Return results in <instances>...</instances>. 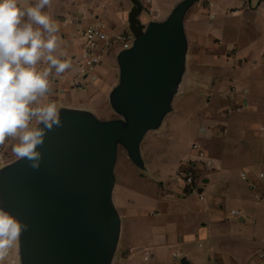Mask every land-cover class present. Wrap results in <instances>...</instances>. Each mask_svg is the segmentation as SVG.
<instances>
[{
    "label": "crops",
    "instance_id": "0c3cea01",
    "mask_svg": "<svg viewBox=\"0 0 264 264\" xmlns=\"http://www.w3.org/2000/svg\"><path fill=\"white\" fill-rule=\"evenodd\" d=\"M181 1L145 0V4L156 13L152 19L161 21ZM85 4V0H52L45 9L58 25L66 57L80 52L75 31L94 14L84 12ZM203 21H208L204 31L191 28V35L203 37L210 49L204 64L189 71L192 108L173 109L189 69L187 48L185 70L165 115L172 116L166 121L164 117L154 129L166 125V131L172 132L186 126L199 141L192 144V153L159 137L142 146L154 130L148 131L140 145L143 167L130 162L152 175L143 177L137 187L128 165L122 163V183L115 175L113 202L124 251L111 264H264L258 257L264 249V178L259 175L264 172V0H196L184 15L186 37H190L188 23ZM119 25L118 32L109 33L114 36L127 29L124 21ZM75 75L71 63L65 79L50 80L52 94L47 99L56 103L59 113L90 81L75 82ZM14 143L0 145V172L18 159L12 152ZM190 168L196 170L198 193L183 192L161 179ZM127 176L129 183L124 182ZM0 208L10 212L1 197ZM232 210L239 215H232ZM0 264H23L21 236Z\"/></svg>",
    "mask_w": 264,
    "mask_h": 264
},
{
    "label": "water",
    "instance_id": "95a60500",
    "mask_svg": "<svg viewBox=\"0 0 264 264\" xmlns=\"http://www.w3.org/2000/svg\"><path fill=\"white\" fill-rule=\"evenodd\" d=\"M182 0L166 19L143 23L131 0L128 26L135 40L118 53L120 82L114 105L123 118L102 120L61 108L62 127L49 131L39 168L16 159L0 172L2 204L29 225L21 235L23 264H110L121 226L110 200L118 146L140 167L141 142L171 110L185 70Z\"/></svg>",
    "mask_w": 264,
    "mask_h": 264
},
{
    "label": "clouds",
    "instance_id": "9594fccd",
    "mask_svg": "<svg viewBox=\"0 0 264 264\" xmlns=\"http://www.w3.org/2000/svg\"><path fill=\"white\" fill-rule=\"evenodd\" d=\"M52 0H0V145L39 168L49 131L62 127L50 77L71 68L59 28L47 14ZM35 122V123H33ZM29 225L0 208V260Z\"/></svg>",
    "mask_w": 264,
    "mask_h": 264
},
{
    "label": "rangeland",
    "instance_id": "374dc122",
    "mask_svg": "<svg viewBox=\"0 0 264 264\" xmlns=\"http://www.w3.org/2000/svg\"><path fill=\"white\" fill-rule=\"evenodd\" d=\"M140 1L142 3V12L140 14L141 21L143 23H148L152 20H157V19H152L156 17V13L153 10L152 13H148L149 7L146 6L145 0H140ZM85 3L87 4H85L84 12H88V13L90 12L91 14L93 10L94 14L93 16L88 17L87 21H84L81 24L85 25L86 23L89 22L102 21L107 26L108 30H110L111 34H115L116 32L119 31L118 30L120 29L119 24L122 21H126V24L128 23V14L131 7L133 6L131 0H85ZM190 16H191V11L187 15L186 21L189 20ZM66 22H69L68 24H75V22L72 20L69 21L66 20ZM207 23L208 21L198 22L197 24H192V25L191 23H188L187 30L190 37L187 35L188 43H189L188 52H187V66H189V69L187 70V73L184 76L185 82L182 84L178 92V95L176 97L173 108L174 110L188 111L189 109L192 108L191 99L189 97L191 96L192 98L193 93L189 94L190 93L189 90L191 89L188 86L189 79L192 77L189 76V71L193 69V67L202 66L204 64V57L205 55L210 53V49L208 48V45L204 44L203 37L195 39L191 35L192 34L191 28H198L199 30L204 31ZM114 39H115V46L116 47L121 46V41L120 39H117L116 35H114ZM117 56H118L117 50L108 54L105 60H103L100 68L97 71L91 73L87 77L88 79L87 81L89 80L90 81L77 89V93L74 95V98L72 100H67L70 106V107L68 106V108L82 112H87L88 114H91L97 117L98 119H102V120L123 118V115L116 109L113 101L115 89L120 82V67ZM94 74H96L95 75L96 77L92 79ZM81 82L85 83L86 79L83 78ZM198 101L200 102L201 99ZM171 114L172 113H169L165 117V121L171 118L172 116ZM165 126L163 125L157 130L148 132V134L145 136L143 140L142 146L147 145L150 142L154 144L155 140L158 139L159 137L161 139L160 140L161 142H166V143L168 142V144L170 145H177L179 149L184 150L187 153L188 152L190 153L191 150L192 153V144L194 142L199 141L196 140L194 134L189 132L186 126H183L181 130H173L172 132L166 131ZM122 163L128 165V169L131 170V174L133 175V177H135L134 187H137L142 180L145 181L143 177H147L148 179L150 174L152 175V173H150L148 169L144 172L138 171V169H136L134 165H132V162H130V157L127 153L126 148L122 145H119L117 151L116 165L114 168L115 169L114 176L116 175L118 177L117 182L119 183H122L121 182L122 180L120 179L122 173L121 168H123ZM171 171H173V169ZM125 178L126 180L124 179V182L126 183L127 181V183H129L128 182L129 177L127 176ZM161 179L162 181H170V183L174 187L176 188L178 187L177 183H175L172 180L171 174L169 176L164 174L161 177ZM114 187H115V180L112 187H110V200L111 197L113 199ZM126 187L124 188V191H126ZM127 189H129V187ZM184 189L185 188H183V192L198 193L197 187L193 188L192 191L190 190L184 191ZM123 238L124 237L122 236V231L120 226V230L116 241V246L115 248H113L112 252L111 250L109 252L110 264L113 262V259L115 258L116 255L119 256V254L124 251V248L122 247Z\"/></svg>",
    "mask_w": 264,
    "mask_h": 264
},
{
    "label": "built area",
    "instance_id": "2783aa9c",
    "mask_svg": "<svg viewBox=\"0 0 264 264\" xmlns=\"http://www.w3.org/2000/svg\"><path fill=\"white\" fill-rule=\"evenodd\" d=\"M149 1V0H147ZM152 9L148 8V13H152ZM126 23V21H124ZM127 29L116 35L117 39H120L121 46L118 49L119 53L123 49H128L133 45L135 36L129 29L128 23ZM78 43L80 45V52L74 57H62L67 59L73 64L75 68V82L81 81L82 78H87L91 73L96 71L97 67L103 62L108 52L115 46L114 36L109 33L107 26L102 21L89 22L85 25L79 26L75 31ZM67 70L60 76L50 77V80L54 83L62 81L66 78ZM236 109H239L237 107ZM193 147H198L194 145ZM195 172L193 168L177 172L172 176V180L177 183L178 188L183 191H192L195 188ZM260 177L264 178V172H260ZM202 198V195L200 196ZM232 215H239V211L232 210ZM258 257L264 261V249L260 250Z\"/></svg>",
    "mask_w": 264,
    "mask_h": 264
}]
</instances>
